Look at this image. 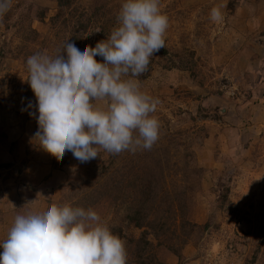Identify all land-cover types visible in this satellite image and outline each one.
I'll return each mask as SVG.
<instances>
[{"label": "rangeland", "instance_id": "obj_1", "mask_svg": "<svg viewBox=\"0 0 264 264\" xmlns=\"http://www.w3.org/2000/svg\"><path fill=\"white\" fill-rule=\"evenodd\" d=\"M122 3L11 0L0 15V240L28 201L66 203L95 210L127 264H264V0H160L166 47L136 77L159 100L150 150L81 163L32 142L27 58L94 47Z\"/></svg>", "mask_w": 264, "mask_h": 264}, {"label": "clouds", "instance_id": "obj_2", "mask_svg": "<svg viewBox=\"0 0 264 264\" xmlns=\"http://www.w3.org/2000/svg\"><path fill=\"white\" fill-rule=\"evenodd\" d=\"M10 6L11 0H0V15ZM222 18L221 6L213 7L210 19ZM117 22L94 47L78 39L55 55L37 51L27 58L25 81L36 97L27 107L35 108L29 115L38 123L31 140L43 151L60 157L71 152L86 163L101 150L136 152L157 142L160 124L152 114L159 100L142 91L136 77L166 47L169 18L160 0H123ZM23 208L0 240V264H127L124 241L92 208L66 203L41 208L29 201Z\"/></svg>", "mask_w": 264, "mask_h": 264}]
</instances>
